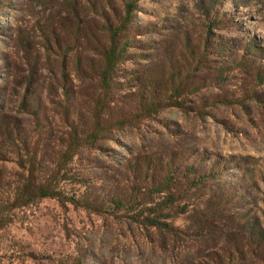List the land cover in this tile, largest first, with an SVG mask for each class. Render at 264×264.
<instances>
[{
    "label": "rangeland",
    "instance_id": "374dc122",
    "mask_svg": "<svg viewBox=\"0 0 264 264\" xmlns=\"http://www.w3.org/2000/svg\"><path fill=\"white\" fill-rule=\"evenodd\" d=\"M130 2L134 11L124 32L130 56L113 82L125 103L111 118L135 111L141 98L132 93L142 94L141 87L164 102L174 82L180 93L172 101L180 106L131 118L83 151L73 173L86 177L97 201L107 204V194L133 181L130 164L175 153L182 168L194 162L214 172L189 198L194 208L172 220L186 230L175 244L121 212L49 197L13 205L24 171L21 145L37 140L43 148L60 136L64 78L76 85L79 61L89 68L82 51L93 56L87 49L107 41V26L119 25ZM91 84L86 81L85 93ZM38 109L43 136L29 114ZM52 154L46 147L34 158L39 179L48 174ZM66 187L86 190L79 183ZM217 202L232 222L214 218L208 234H197L195 226L204 223L198 211ZM243 216L256 231L264 228V0H0V264H212L208 254L218 250L211 246L238 242L233 223Z\"/></svg>",
    "mask_w": 264,
    "mask_h": 264
},
{
    "label": "trees",
    "instance_id": "16d2710c",
    "mask_svg": "<svg viewBox=\"0 0 264 264\" xmlns=\"http://www.w3.org/2000/svg\"><path fill=\"white\" fill-rule=\"evenodd\" d=\"M125 11V16L118 20V26L113 24L107 26V35H105L107 41L98 42L96 47L87 49L93 56L86 55L85 50L82 51L88 58L89 68H84L82 61H79L76 85H73V81L69 84L67 76L64 78L62 95L67 104L64 105L60 119L61 134L59 137H53L52 140L48 139L45 147L43 145V148L49 147L53 153L51 158L53 166L51 165L48 174L46 173L43 178L39 179L34 175L36 166L34 158L43 150L40 141H34L33 146L31 141L21 145L24 171L19 174V182L14 187L13 205L14 208L24 207L38 199L49 197L58 199L62 204L83 207L89 211H103L112 215L121 212L131 223H137L145 229H155L162 237V241L169 239L175 244L186 238L184 237L186 230L172 223V220L194 208L195 204L189 198L203 188L208 177H215L214 172L210 171L208 174V171L201 169L194 162L182 168L174 160L175 153H171L166 160L162 158L144 160L143 166L130 164L133 181L127 180L129 184L116 187L111 195L107 194V204H104V201H97L90 191L86 177L73 173L72 164L83 151L95 148L99 140L109 139L115 129L128 125L131 118L150 117L165 106H180V103H177L179 101H172L180 93L179 87L174 85V82L171 83L172 93L164 102L157 97V91L148 90L145 92L148 93L146 95L139 86L143 91L142 94L139 90L132 93L141 98L136 102L135 111L132 109L128 115L119 116L115 120L111 118L116 105L119 102L125 103L122 95L115 96L113 82L119 65L130 56L128 50L131 47V40L126 38L124 32L132 19L134 3H127ZM174 78L175 76H171L170 81ZM87 80L92 83L93 89L85 93ZM76 97L81 99L78 102L79 106L73 103ZM29 114L34 116V131L38 136H43L45 132L40 110L30 111ZM17 136L20 138V135ZM142 168L145 169V176L140 173ZM67 183H79L86 190L78 194L68 190ZM211 195L216 199L217 194ZM217 204L212 208L208 205L205 210L198 211L203 216L204 223L201 227L195 226L194 230L197 234L204 232L208 234L213 224L211 220L214 218L232 222L231 219L234 217L228 215L224 217L229 211L227 206L218 202ZM233 224L241 238L231 247H228V241L220 242L216 246L212 245V248L218 250L217 253L211 250L208 254L212 264H264V228L257 225L259 230L256 231L254 225H248L245 216Z\"/></svg>",
    "mask_w": 264,
    "mask_h": 264
}]
</instances>
